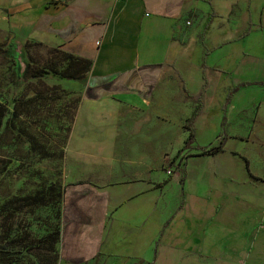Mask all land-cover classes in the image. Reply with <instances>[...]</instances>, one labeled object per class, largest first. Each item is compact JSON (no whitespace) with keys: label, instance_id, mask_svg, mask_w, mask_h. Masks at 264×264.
Segmentation results:
<instances>
[{"label":"crops","instance_id":"obj_1","mask_svg":"<svg viewBox=\"0 0 264 264\" xmlns=\"http://www.w3.org/2000/svg\"><path fill=\"white\" fill-rule=\"evenodd\" d=\"M0 17L19 41L91 59L67 142L69 164L108 158L121 136H140L161 111L167 120L174 101L183 105L185 96L186 120L200 107L194 127L207 120L243 127L229 128L219 152L231 156L235 138L264 143V0H0ZM173 84L182 92L179 100L166 93ZM221 87L232 93L227 103L218 97ZM137 119L131 130L128 122ZM191 145L192 154L203 146ZM251 174L264 180V173ZM181 179L164 172L103 187L83 179L67 183L61 259L165 264L158 261L159 245L161 255L189 253L197 261L230 255L239 262L255 253L259 215L245 219L250 212L242 209L231 221L241 225L228 227L220 216L230 207L214 199L200 200L205 208L188 214L186 171ZM256 256L251 264H264L263 251Z\"/></svg>","mask_w":264,"mask_h":264},{"label":"rangeland","instance_id":"obj_2","mask_svg":"<svg viewBox=\"0 0 264 264\" xmlns=\"http://www.w3.org/2000/svg\"><path fill=\"white\" fill-rule=\"evenodd\" d=\"M65 59L63 52L54 48L14 38L0 17V114L6 110L0 125V245H12V251L0 254V264H66L60 256L62 237L53 248L43 236L60 227L62 202L58 193L73 179L103 187L122 178L137 179L169 171L176 180L183 178L186 171L183 196L188 214H193L197 207L205 208L200 200L206 199L219 200L230 207L226 218L220 216L228 227L241 225L231 221L237 220L243 210L250 212L245 219L252 220L254 212L258 214L257 250L239 262L231 260L234 256L230 255L223 259L218 255L215 259L202 257L197 261L189 253L177 255L172 251L161 255L159 245L160 263L251 264L259 251H263L264 260V229L260 227L264 221V180L252 178L251 174L264 173V143L235 138L229 144V149H234L231 156L230 152L221 151L189 159V153L195 152L192 145L180 150L187 130L185 117L191 109L190 99L185 96L183 105L174 101L167 120L161 111L160 118L144 126L140 136L131 140L121 136L118 149L108 158L99 156L83 163L78 158L69 164L67 142L86 74L75 80L53 76L52 67H62ZM168 88L166 93L171 99L179 100L182 92L174 84ZM227 93L221 87L220 102L225 101ZM128 123L132 130L141 122L137 119ZM156 127L159 134L151 135ZM194 128V144L203 146L224 140L229 128L243 131L240 125L226 128L208 120L195 122ZM262 132L260 129L259 133ZM151 143L156 147H151ZM113 171L116 173L111 177ZM172 207L171 214L175 213ZM101 263L102 260L87 264Z\"/></svg>","mask_w":264,"mask_h":264},{"label":"trees","instance_id":"obj_3","mask_svg":"<svg viewBox=\"0 0 264 264\" xmlns=\"http://www.w3.org/2000/svg\"><path fill=\"white\" fill-rule=\"evenodd\" d=\"M54 49L63 52L65 55V64L62 67L53 66L52 72L53 76L59 77V78H66L67 80H75L78 78H83L90 68H91V59L82 58V56H77L71 53H67L66 51L62 50L59 47H55ZM203 92L201 91L199 95H197V98L202 95ZM230 96H232V93H229L228 96H226V103L228 102ZM200 111V107L195 109V111L192 112L191 116L186 120V129L188 130V136L185 139V142L183 143V146L180 150L189 148L191 143H194L195 141V129H194V118L197 116L198 112ZM6 115V110H2L0 114V125L1 122ZM224 142L221 140L220 142L213 144L211 146H196V149L198 150L196 153L192 154L190 153L189 156H206V155H213L220 150H222ZM170 177L166 178V181ZM182 181V179H181ZM58 197L61 198L62 202V209H61V219L63 220V204H64V191L63 189L58 193ZM62 220L60 227L55 228L54 230L50 231L46 236H43L45 240H47L53 248H55L56 244L60 242L61 236H62ZM12 245L8 242L3 245H0V254L1 253H7L9 251H12L11 249Z\"/></svg>","mask_w":264,"mask_h":264},{"label":"built area","instance_id":"obj_4","mask_svg":"<svg viewBox=\"0 0 264 264\" xmlns=\"http://www.w3.org/2000/svg\"><path fill=\"white\" fill-rule=\"evenodd\" d=\"M188 23V22H187ZM169 173H170V171H169Z\"/></svg>","mask_w":264,"mask_h":264}]
</instances>
